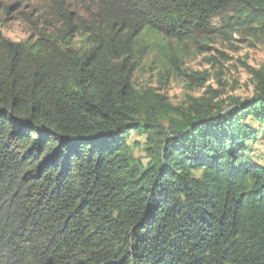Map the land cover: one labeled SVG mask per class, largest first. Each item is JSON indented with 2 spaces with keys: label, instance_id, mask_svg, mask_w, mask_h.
Returning <instances> with one entry per match:
<instances>
[{
  "label": "trees",
  "instance_id": "16d2710c",
  "mask_svg": "<svg viewBox=\"0 0 264 264\" xmlns=\"http://www.w3.org/2000/svg\"><path fill=\"white\" fill-rule=\"evenodd\" d=\"M21 1L0 0V264H264V67L187 105L135 84L152 46L178 71L190 44L255 46L264 0H44L52 27L14 41Z\"/></svg>",
  "mask_w": 264,
  "mask_h": 264
},
{
  "label": "rangeland",
  "instance_id": "374dc122",
  "mask_svg": "<svg viewBox=\"0 0 264 264\" xmlns=\"http://www.w3.org/2000/svg\"><path fill=\"white\" fill-rule=\"evenodd\" d=\"M3 6L5 8V4ZM44 8V0H22L16 8H8V13H1L4 35L11 40L21 41L27 39L34 28L37 30L51 28L52 25H47V20L52 22V18L43 10ZM147 38L156 42L152 33H148ZM238 38V34L233 38L219 36L210 41L208 47L187 45L180 71L176 69L175 64L173 66L169 64L170 59H164V53L159 47L152 46L137 68L135 84L141 89L147 87L158 89L167 94L175 105H187L191 96L211 97L216 91L221 90L224 91L222 97L246 96L254 88L250 68L264 67V40L251 46L247 42L238 41ZM81 42L79 38L76 44L79 45ZM192 71L209 74V81L204 87L190 86L185 74ZM129 141L133 144L134 155L145 160V137L133 132ZM252 147L253 157L264 162V137L253 143Z\"/></svg>",
  "mask_w": 264,
  "mask_h": 264
}]
</instances>
